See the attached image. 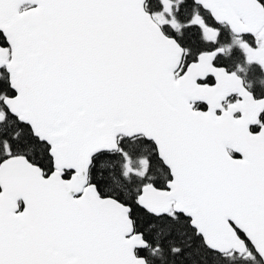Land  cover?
<instances>
[{
  "label": "snow or ice",
  "instance_id": "snow-or-ice-1",
  "mask_svg": "<svg viewBox=\"0 0 264 264\" xmlns=\"http://www.w3.org/2000/svg\"><path fill=\"white\" fill-rule=\"evenodd\" d=\"M0 264H264V0H0Z\"/></svg>",
  "mask_w": 264,
  "mask_h": 264
}]
</instances>
